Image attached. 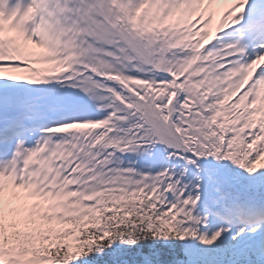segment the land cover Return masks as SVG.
<instances>
[{"label":"snow or ice","instance_id":"obj_1","mask_svg":"<svg viewBox=\"0 0 264 264\" xmlns=\"http://www.w3.org/2000/svg\"><path fill=\"white\" fill-rule=\"evenodd\" d=\"M0 0V264H264V0Z\"/></svg>","mask_w":264,"mask_h":264}]
</instances>
